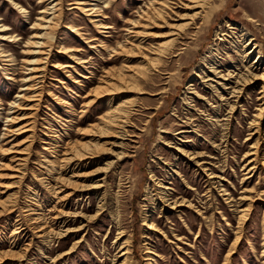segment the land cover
Masks as SVG:
<instances>
[{
  "label": "rangeland",
  "instance_id": "rangeland-1",
  "mask_svg": "<svg viewBox=\"0 0 264 264\" xmlns=\"http://www.w3.org/2000/svg\"><path fill=\"white\" fill-rule=\"evenodd\" d=\"M21 1L25 6V11L12 7L10 0H0V17L5 19L1 22L10 26L8 33L15 31L20 36L18 41L0 38L1 47L14 56V62L11 65L8 64L10 62L6 58H0L1 183L11 179L9 176L11 172L9 157L13 153L12 150L7 152L1 150V147L8 148L11 145V143H4L5 140L1 139V132L5 127L3 116L9 106V101L14 98L20 88L26 86L19 80L27 72L25 69L27 58L32 54L26 52L25 43L29 34L35 29L31 27L32 22L44 3L39 0ZM144 1L117 0L111 7H104L108 17L100 15L98 18H102L103 22L111 24L112 27L110 28L96 25L91 21L89 15L83 13L79 8H70L72 6L69 3L70 0L60 2L61 15L64 19L56 28L57 33L48 60L45 62L44 71L47 82H52L54 84L53 89L65 96L76 111L81 108L85 99L83 96L89 87L96 82L97 77H101L105 73L106 68L119 66L122 62H126L132 67L140 65L142 60L140 56L130 55L125 58L124 55H117L116 60L112 61L108 58L111 54L109 49L115 45V41L124 39L128 35V31L124 28L131 26V24L125 20L137 18L136 10ZM211 1L213 4L209 9L210 20L201 23L203 19H198L197 24L201 27L195 28L192 24L184 28L182 38L171 45L175 54L172 51L171 54L165 56L161 69L152 70L149 73L151 78L147 77L140 80L141 86L147 92L137 94L139 105L134 109V127L131 128L136 132V135L130 136V140H125V145H122L123 150L126 151L125 155L117 160L115 166L112 164L105 171L111 186L108 187L109 194L114 191L119 193L117 205L119 220L115 219V214L111 211L112 204L109 203L107 210L105 209L101 214L94 217L86 230L71 232L50 245H46L36 238L35 243L28 251V258L15 259L14 263L113 264L115 254L119 253L117 250H121L126 239H129L132 264H147L146 257L148 254H152L153 259L151 261L154 264H227L225 257L237 230L238 209L244 207L251 199L253 205L249 214L250 218L245 222V229L237 250L232 253L231 264H263L264 200H261L257 194L264 186V183L263 186L257 184L259 179L264 178L262 163L259 166L261 170L255 168L251 171L252 175L249 176L248 181L242 180L243 177L246 178L251 173L247 172L248 166L247 168L244 167L248 160V158L244 159V153L254 142L251 131H254L255 128L250 125V120L257 112L256 107L260 103L258 91L261 80L252 83L248 88H244L243 95L238 97L239 102L236 110L232 112L228 137L225 140V133H227L225 126L216 125L209 118L217 110L212 105L223 103L222 110L219 112L223 114L221 117L227 113L228 107L216 95L217 93H213L210 86L202 88L204 84L198 74L202 76L207 73L203 57L208 64L214 59H222L221 61L227 65L240 62L238 61L241 60L239 54L237 55L233 51L235 49H233L231 42L217 38V32L227 31L229 24L239 27L244 25L257 38L264 55V19L260 17L264 15V8L257 7L251 0ZM105 4L103 0H100V5ZM186 10L181 7L173 8L170 17L160 20L161 24L144 29L146 30L145 33H150L149 35H145L144 38L141 37L142 39L135 38V36L133 38L137 41L141 39V45L144 46L157 44L166 38L165 36H156L157 33H165L170 30L172 23H179L180 20L173 17H176V12L181 13L186 12ZM250 16L257 20L252 21ZM71 20L82 26L83 35H78L66 27ZM141 29L142 27H135V30ZM232 29L229 28V30ZM235 29L239 31V29ZM90 34L97 39L88 42L85 36ZM59 40H65L68 45L82 48L77 54L88 58L89 62L77 64L69 59L65 53L57 52ZM91 44L95 47H92ZM217 51L218 53H216ZM53 53H57L60 58L53 57ZM256 55L257 50L252 52L251 56L256 57ZM55 60L61 63L68 62L73 66L57 70L56 67H53ZM260 62L263 68L264 56ZM4 67L9 68L8 72ZM7 73H12L15 80L7 78ZM82 74L88 76L84 77ZM76 79L79 81H75ZM191 91L201 94L205 99L197 97ZM45 95L37 114L38 123L36 126L38 127L36 129L38 132L35 134L32 151L34 155L31 157V162L27 164L28 173L22 187L20 205L28 202L23 196L29 193L38 197L46 210L50 211L48 206L53 203L51 193L33 178V174L40 172V168L37 167V163L32 161L37 160L41 153H48L42 149L43 143L40 141V137L45 136L42 133L45 128L42 129L41 123H46L57 129L63 144L67 140L87 139L92 137L94 133L85 138L76 130L97 118L98 114L105 109L106 99H98L97 103L87 112V115L80 119H85V121L77 123L78 115L73 114L68 106L57 103L47 95L46 91ZM228 96L227 94L224 95V97ZM27 102L23 100V103ZM14 110L15 113L22 111L18 107H14ZM206 113L209 114L206 115ZM184 115L191 116L193 125H187L183 121L187 119L183 117ZM180 129L184 131L176 133ZM261 131L263 135V142L261 141V143L264 151V117L261 123ZM249 136L250 138L247 139ZM19 138H16L15 141ZM179 146L189 151L199 150L203 152L204 155L199 158L207 161L206 163L211 162L216 165L211 170L214 171L215 175L218 174L222 177L220 181L217 177H209L210 170L208 169L211 168V165L205 168L203 165L196 164L193 159L183 154V151L177 150ZM63 147L60 148L63 149ZM102 155L103 157H100L98 162L94 164L101 167L100 170L106 165L105 162L111 158L110 154ZM104 158L109 160H104ZM73 165H70L68 169H71ZM117 172L122 175L120 187H117L119 181ZM152 174H155L157 178H154ZM157 180L172 187L168 191L169 197L175 200L184 199V203L176 204L174 207L166 205L162 195H160L161 193H159ZM28 186H30V190ZM104 189L102 188V190ZM224 193L232 194L233 199L238 201V197H243L241 194H246L247 199H243L242 202H246L236 209L235 205L229 202L228 194ZM84 204L85 207H82ZM96 206L97 197L94 192L89 194L77 192L65 209L72 212L81 211L93 214L96 212ZM15 214L16 212H11L7 217L8 219L2 217L0 220V252L9 248H14L12 249L14 251L22 250L21 246L29 240L28 236L21 233L17 238V245L13 243L11 230L14 227ZM49 214H54V212H49ZM144 217L148 220L154 219L159 230L148 229L143 224ZM71 218L74 221H71ZM66 220L69 226L82 223L81 218L76 219V216H68ZM119 231L123 233L121 238H117ZM80 238L82 240L72 252L57 258L53 263L51 262V258L66 250L76 239ZM148 248L153 252H147ZM122 259L123 257H120L119 261ZM9 260V258H5L0 264H10Z\"/></svg>",
  "mask_w": 264,
  "mask_h": 264
},
{
  "label": "bare ground",
  "instance_id": "bare-ground-1",
  "mask_svg": "<svg viewBox=\"0 0 264 264\" xmlns=\"http://www.w3.org/2000/svg\"><path fill=\"white\" fill-rule=\"evenodd\" d=\"M10 1L12 7L25 11V6L22 4L21 0ZM39 1L44 3L38 10L37 17L32 22L31 27L35 29L29 34L25 43V46H27L26 52H31L32 54L27 58V64L25 66L27 72L23 71L25 74L19 79L23 82V85L26 84V86L20 88L14 98L9 101V106L6 108V113L3 116L5 127L1 132V139L5 140L4 143H11L8 148L1 147V150L3 152L12 150L13 153L9 157L11 161V172L9 176L11 179L3 183L0 182V220L2 217L8 219L7 217L11 212H16L15 222H13L14 227L11 230L13 243L17 245V238H19L21 233L22 235L24 234V236H28L29 240L25 245L21 246L22 250L14 251L12 250L14 248H9L0 252V263L3 262V259L9 258L10 264H21V262L14 263V260L20 258H22L21 260L27 259L28 251L35 243L34 240L36 238L46 245H50L71 232L86 230L92 219L109 207V203L112 204L111 211L115 214V219L119 220L118 217L120 215L117 209L119 193L114 191L109 194L108 187L110 188L111 186L110 183H108V174L105 171L112 164L115 166L117 160L125 155L126 151L123 150L122 146L125 140L129 139L130 136L136 135V132L131 130V128L134 127V109L139 105L137 94L147 92V90L141 86L140 80L147 77L151 78L149 73L152 70L161 69L164 63L163 58L171 54L173 51L171 45L178 42L179 38H182L184 28L192 24L195 28L201 27L197 24L198 19H203L201 23L210 20L209 9H211L213 4L211 0H145L136 10L135 14H137V18L125 20V22L131 24V26L124 28L128 31V35L124 39L115 41V45L109 49L111 50V54L108 58L112 61L116 60L115 57L117 55H124L125 58L130 55H134L135 57L140 56L142 59L140 65L132 67V65L122 62L119 66L106 68L104 71L105 73L101 77H97L98 79L96 82L89 87L86 94L83 96L85 99L83 100L81 108L79 111H76L65 96L53 89L54 84L52 82H47L44 71L46 68L45 62L48 60L51 46L57 33L56 28L59 26L62 19H64L63 15H61L62 7L59 6L62 0ZM103 1L106 3L103 6L100 5V0H70L69 3L72 5L70 8H79L83 13L89 15L91 21L96 25L110 28L112 27L111 24L103 22V19L98 17L100 15L108 17L104 7H111L117 0ZM251 1H253L257 7L264 8L263 0ZM175 7H181L187 10L181 13L176 12V17L173 18L180 20V22L172 23L170 30L165 33H157L156 35L165 36L166 38L159 41L157 44H150L149 46L141 45V37L144 38L145 35L150 34L145 33L146 30L144 29L161 24L160 20L165 17H170ZM250 17L253 19L250 18L252 21L257 20L253 16ZM260 17L264 19V15ZM2 20L5 19L0 17V38H8L9 41H18L20 36L16 34L15 31L8 33L7 31L10 29V26L1 22ZM229 25L227 31L222 30L217 32V38L231 42L234 47L233 49H235L233 51L237 53V55L239 54L241 60L238 61L240 62H233L227 65L221 61L222 59H214L208 64L203 57V63L207 67V73L202 76L198 74V77H200L201 82L204 84L202 88L210 86L213 93H217L216 95H218V97L224 101V105L228 107L227 113L221 117L223 114L219 112L222 110L223 103L212 105L215 106L217 110L212 116L209 115V119L213 121L212 123L220 126L223 125L225 126L224 128L227 129L225 140H227L228 137L232 112L236 110L237 103L239 102L238 97L243 95L244 88H248L252 83L261 80L260 89L258 91L260 103L258 107H256L257 112L250 120V125L255 128L254 131H251L254 142L244 153V159L246 160L248 158L244 167L247 168L248 166L249 169L247 172H251L255 168L259 169L260 163H262L261 167L264 169V151L261 143V141L263 142L261 123L264 117V67L262 68L260 65V59L264 55L262 54V49L257 38L253 36L244 25L240 27L234 24ZM66 27L76 32L78 35H83L82 26L74 20L69 21ZM135 27H142V29L135 30ZM229 28L233 29L229 30ZM235 28L239 29V31ZM130 33L133 34L129 35ZM133 36L141 39L137 41ZM85 37L88 39V42L97 39L92 34ZM58 45L59 49L57 52L65 53L69 59L75 61L77 64L89 62L88 58L81 57L77 54L82 48L68 45L65 40H59ZM91 46L95 47L93 44H91ZM215 50H217L216 47ZM255 50H257V55L256 57H252V52ZM216 53H218V51ZM53 54V57L60 58L57 53ZM0 58H6V60L10 62L8 63L10 65L14 62L13 54L2 48L1 44ZM67 66L73 65L68 62L61 63L56 60L53 65L57 70ZM4 69L8 72L7 70L9 68L4 67ZM7 74V78L15 80L12 73ZM83 76L87 77L88 75L84 74ZM75 81L79 80L76 79ZM144 81L147 82L146 80ZM45 91L47 95L57 103L68 106L73 114H77V123L85 121V119H80L87 115V112L97 103L98 99H106L105 109L98 114L97 118L89 121L86 125L78 127L76 130L77 133L85 138L86 136H90L91 133H94L92 137L87 139L67 140L63 144L61 143V135L57 129L46 123H41L42 129L45 128L42 131L45 136H41L40 141L43 143L42 149L46 150L48 153H41V156L37 160L32 161L37 163V167L40 168V172L34 173L33 178L51 193L53 203L48 206V210L50 211L46 210L44 204L41 203L38 197L32 196L29 193L23 196L28 202L25 201L26 203L24 205H20V197H22L21 192H23L22 187L28 173L27 164L31 162V157L34 155L32 151L35 142V134L38 132V129H36L38 127L36 126L38 123L37 114L42 106L41 102L45 99ZM191 92L195 93L197 97L205 99L201 94H197L195 91ZM225 94L229 96L224 97ZM23 100L28 102L23 103ZM1 103L2 100L0 98V105ZM14 107H18L22 111L15 113ZM207 114L209 113H206V115ZM183 117L187 118L183 120L187 125H193L191 116L188 117L184 115ZM222 120L224 121L221 122ZM182 131L184 130L180 129L176 131V133ZM18 137L20 138L15 141ZM248 138H250V136L247 137V139ZM62 146H64L63 149L60 148ZM177 150L183 151V154L189 156V158L193 159L198 165H203L205 168L211 165V168L208 169L210 170L208 174L209 177H217L220 181L222 177L218 174L215 175L214 171L211 170L212 167L216 165L211 162L206 163L207 161L199 158L204 155L203 152L199 150L189 151L181 146H179ZM102 154H110L111 158L110 160L104 158V160L109 161L105 162L106 165L100 170L101 167H97L94 164L98 162L100 157H103ZM70 165H73V167L68 169ZM251 175L252 172L246 176L247 179L243 177L242 180L248 181ZM152 176L157 178L155 174H152ZM117 177L119 179L117 187H120V185H122V175L120 172H117ZM218 180L217 182H219ZM213 182L216 183V181ZM263 183L264 178L257 181V184H261L262 186ZM156 184L159 186V193H161L160 195H162L166 205L174 207L176 204L181 205L184 203V199L175 200L168 196L170 195L168 191L172 188L170 185L162 184L160 180H157ZM102 188L105 189L102 190ZM28 189L30 190V186H28ZM77 192H80V194H84V192L87 194L94 192L96 194L97 209L95 213L87 214L81 211L72 212L65 209L66 205L69 204L70 200ZM224 194H228L227 198H230L229 202H232L236 209L243 206V203L246 202H242L243 199H247L245 196L246 194H241L243 197H238L239 201L234 200L232 194ZM257 194L261 200H264V186ZM248 201L249 202H247L244 207L238 209L237 230L225 257L227 264H231L232 253L237 250L245 229V222L250 218L249 214L253 203L251 199ZM82 207H85V204ZM52 211L54 214H49V212ZM68 216H76V219L81 218L82 223L69 226L66 220ZM61 220L62 223L60 222ZM72 220L71 218V221ZM143 224L150 230H159V226L154 219L148 220L144 217ZM262 232V254L264 257V214ZM122 235V231H119L117 238H121ZM81 240L82 238L76 239L70 247L51 258V262L53 263L57 258L72 252ZM121 248V250H117L119 253L115 254L113 264H132L130 257V240L126 239L125 244L122 245ZM146 251L153 252V250L149 248ZM120 257H123L121 261H119ZM146 259L147 264H154V262L151 261L153 259L152 254H148ZM31 264H34V262H31Z\"/></svg>",
  "mask_w": 264,
  "mask_h": 264
}]
</instances>
